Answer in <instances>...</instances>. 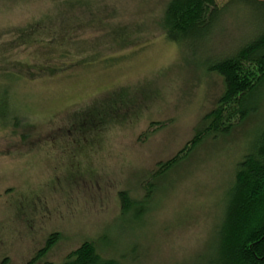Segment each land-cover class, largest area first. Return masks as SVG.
Segmentation results:
<instances>
[{"label":"rangeland","instance_id":"1","mask_svg":"<svg viewBox=\"0 0 264 264\" xmlns=\"http://www.w3.org/2000/svg\"><path fill=\"white\" fill-rule=\"evenodd\" d=\"M169 1L0 0V264H31L55 233L32 264H62L85 241L121 264L214 258L227 190L264 131V87L256 112L206 138L153 182L144 204L158 164L224 93L207 67L253 30L236 6L185 49L162 30ZM120 192L138 203L130 213Z\"/></svg>","mask_w":264,"mask_h":264},{"label":"trees","instance_id":"2","mask_svg":"<svg viewBox=\"0 0 264 264\" xmlns=\"http://www.w3.org/2000/svg\"><path fill=\"white\" fill-rule=\"evenodd\" d=\"M236 6L252 21L249 39L232 55L207 67V71L223 79L224 93L184 148L158 164L151 181L144 187V204L152 200L156 189L153 182L187 158L206 138L230 134L256 112L251 101L264 87V0H230L224 6L217 0H170L165 8L161 27L166 39L189 49L192 44L202 43L210 35L216 19L226 16ZM3 96L6 101L10 98ZM15 116L13 127L20 122ZM0 117L3 119L5 114ZM119 199L124 213H130L138 204L127 192H120ZM215 231V255L206 264H264V131L254 151L237 165L226 193L223 216ZM59 239V234H52L31 264L41 260ZM2 264H7V260ZM62 264L121 262L101 256L93 242L85 241L68 254Z\"/></svg>","mask_w":264,"mask_h":264},{"label":"flooded vegetation","instance_id":"3","mask_svg":"<svg viewBox=\"0 0 264 264\" xmlns=\"http://www.w3.org/2000/svg\"><path fill=\"white\" fill-rule=\"evenodd\" d=\"M40 250L41 249H38V251H37L36 255L34 256V258L39 254Z\"/></svg>","mask_w":264,"mask_h":264}]
</instances>
